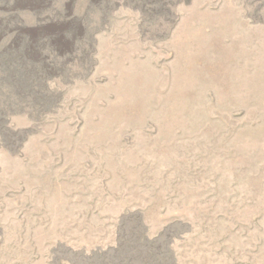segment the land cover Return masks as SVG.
<instances>
[{"label": "rangeland", "instance_id": "374dc122", "mask_svg": "<svg viewBox=\"0 0 264 264\" xmlns=\"http://www.w3.org/2000/svg\"><path fill=\"white\" fill-rule=\"evenodd\" d=\"M73 3L0 71V264H264V0Z\"/></svg>", "mask_w": 264, "mask_h": 264}, {"label": "bare ground", "instance_id": "6f19581e", "mask_svg": "<svg viewBox=\"0 0 264 264\" xmlns=\"http://www.w3.org/2000/svg\"><path fill=\"white\" fill-rule=\"evenodd\" d=\"M89 1L98 4L99 0ZM73 4V0H0V71L11 69L19 53L25 61L34 62L38 46L67 51L72 37L81 36L84 26Z\"/></svg>", "mask_w": 264, "mask_h": 264}]
</instances>
